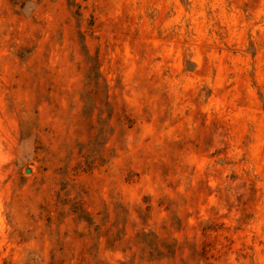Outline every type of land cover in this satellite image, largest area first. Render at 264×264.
Listing matches in <instances>:
<instances>
[{"label":"rangeland","instance_id":"374dc122","mask_svg":"<svg viewBox=\"0 0 264 264\" xmlns=\"http://www.w3.org/2000/svg\"><path fill=\"white\" fill-rule=\"evenodd\" d=\"M0 264H264V0H0Z\"/></svg>","mask_w":264,"mask_h":264},{"label":"water","instance_id":"95a60500","mask_svg":"<svg viewBox=\"0 0 264 264\" xmlns=\"http://www.w3.org/2000/svg\"><path fill=\"white\" fill-rule=\"evenodd\" d=\"M27 173H29V170H27Z\"/></svg>","mask_w":264,"mask_h":264}]
</instances>
